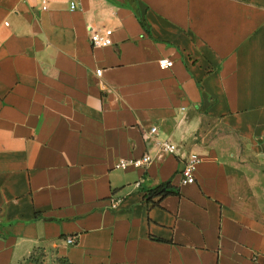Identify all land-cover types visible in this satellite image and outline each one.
I'll return each instance as SVG.
<instances>
[{
	"label": "crops",
	"instance_id": "obj_1",
	"mask_svg": "<svg viewBox=\"0 0 264 264\" xmlns=\"http://www.w3.org/2000/svg\"><path fill=\"white\" fill-rule=\"evenodd\" d=\"M147 153L146 170L116 167ZM37 248L264 264V0H0V264Z\"/></svg>",
	"mask_w": 264,
	"mask_h": 264
},
{
	"label": "built area",
	"instance_id": "obj_2",
	"mask_svg": "<svg viewBox=\"0 0 264 264\" xmlns=\"http://www.w3.org/2000/svg\"><path fill=\"white\" fill-rule=\"evenodd\" d=\"M46 1H44V6L43 9L46 10ZM76 5L75 3H71V9H75ZM112 35L113 32L112 30H105L104 32H99L96 30H91L90 32V42L93 47L98 48V47H106L110 46L112 44ZM173 61L170 59L162 58L159 60V65L161 68L164 69H169L173 67ZM97 76H101L102 70L98 69L96 71ZM157 132V128L153 127L150 130V136H154ZM162 149L164 152L168 154H175L178 151V147L171 143L170 141H164L162 142ZM152 158L151 156L147 153L143 157L139 159H133V160H121L119 164L116 166L119 169H127L128 167L132 166L135 168H140L146 170L147 167L151 164ZM199 162V157L195 154H188L182 159V169H181V183L182 184H195L196 178H195V168L197 163ZM139 186V183L136 184ZM122 198H117L111 199V208L112 209H118L119 206L122 203ZM66 243L69 245H75L77 240L73 236H68L65 239Z\"/></svg>",
	"mask_w": 264,
	"mask_h": 264
},
{
	"label": "rangeland",
	"instance_id": "obj_3",
	"mask_svg": "<svg viewBox=\"0 0 264 264\" xmlns=\"http://www.w3.org/2000/svg\"><path fill=\"white\" fill-rule=\"evenodd\" d=\"M32 260H36L38 264H58V260L63 258L59 257L55 251H47L43 248H37L35 249L31 256Z\"/></svg>",
	"mask_w": 264,
	"mask_h": 264
},
{
	"label": "trees",
	"instance_id": "obj_4",
	"mask_svg": "<svg viewBox=\"0 0 264 264\" xmlns=\"http://www.w3.org/2000/svg\"><path fill=\"white\" fill-rule=\"evenodd\" d=\"M170 193H171L170 192V185L169 184H164V185L160 186L158 189L150 192V197H154V196L163 197V196H166V195H168ZM30 259L32 260V257L29 258V261L31 263L38 264V262L36 260L31 261ZM57 263L58 264H71L69 262V260L67 258H64V257L59 259Z\"/></svg>",
	"mask_w": 264,
	"mask_h": 264
},
{
	"label": "water",
	"instance_id": "obj_5",
	"mask_svg": "<svg viewBox=\"0 0 264 264\" xmlns=\"http://www.w3.org/2000/svg\"><path fill=\"white\" fill-rule=\"evenodd\" d=\"M180 169H182V166H181V168Z\"/></svg>",
	"mask_w": 264,
	"mask_h": 264
}]
</instances>
